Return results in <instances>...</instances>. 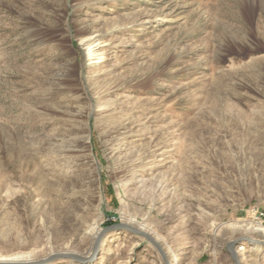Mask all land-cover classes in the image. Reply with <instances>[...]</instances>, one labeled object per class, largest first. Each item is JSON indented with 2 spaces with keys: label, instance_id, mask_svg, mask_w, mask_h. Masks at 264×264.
I'll use <instances>...</instances> for the list:
<instances>
[{
  "label": "rangeland",
  "instance_id": "1",
  "mask_svg": "<svg viewBox=\"0 0 264 264\" xmlns=\"http://www.w3.org/2000/svg\"><path fill=\"white\" fill-rule=\"evenodd\" d=\"M261 213L264 0H0V262L264 264Z\"/></svg>",
  "mask_w": 264,
  "mask_h": 264
},
{
  "label": "water",
  "instance_id": "2",
  "mask_svg": "<svg viewBox=\"0 0 264 264\" xmlns=\"http://www.w3.org/2000/svg\"><path fill=\"white\" fill-rule=\"evenodd\" d=\"M130 230L133 231V232H135L136 234H139V235L147 238L156 247V249L159 251V253L161 254L163 260L165 261V264H170L168 262L167 256H166L164 250L162 249V247L151 236H149L148 234H146V233H144L142 231H136L135 229H130ZM107 231L108 230H105L104 233H106ZM104 233H102L100 235L99 239L97 240V243H96V246H95V250H98V247H99L101 238L104 235ZM240 240H243V239H240ZM237 243H238V241L230 244L228 246V249H229L232 257L234 258L235 264H240V259H239V256H238V252L235 250V246H236ZM258 243L259 244H263L262 242H258ZM66 257H68V256H65V255H55V256H52V257H50V258H48V259H46L44 261H40L38 263H31V262H9L8 261V262H0V264H48L49 262H51V261H53V260H55L57 258H66ZM86 261H88V260H86Z\"/></svg>",
  "mask_w": 264,
  "mask_h": 264
},
{
  "label": "bare ground",
  "instance_id": "3",
  "mask_svg": "<svg viewBox=\"0 0 264 264\" xmlns=\"http://www.w3.org/2000/svg\"><path fill=\"white\" fill-rule=\"evenodd\" d=\"M86 47H85V50H86V54H87V56H88V58H89V60H92V59H94L95 57H96V55H98V52L100 51V49H101V44L97 41V40H94V41H92V42H87L86 43V45H85ZM123 126V125H122ZM123 128V127H122ZM115 129V128H114ZM116 129H118V127L116 128ZM115 129V130H116ZM113 130V129H112ZM119 130V129H118ZM118 130H116V131H118ZM110 131V130H109ZM115 131V132H116ZM111 132V131H110ZM113 132H114V130H113ZM114 132V133H115ZM114 133H112V134H114ZM116 134V133H115ZM111 135V134H110ZM110 137V136H109ZM114 138V137H113ZM116 138V137H115ZM112 139V138H111ZM112 141V140H111ZM68 150V149H67ZM246 227H248L247 229H245L246 230V232L247 231H252V232H258V233H261V235H263L264 236V227H261V226H256V225H250V226H246ZM257 248H259L260 249V247L258 246V245H253L252 246V249H257ZM238 252V251H237ZM1 259V258H0ZM1 260H3V258L1 259ZM178 260L176 259L175 260V262H177Z\"/></svg>",
  "mask_w": 264,
  "mask_h": 264
},
{
  "label": "built area",
  "instance_id": "4",
  "mask_svg": "<svg viewBox=\"0 0 264 264\" xmlns=\"http://www.w3.org/2000/svg\"><path fill=\"white\" fill-rule=\"evenodd\" d=\"M259 216H260L261 218H262V217L264 218V213H261Z\"/></svg>",
  "mask_w": 264,
  "mask_h": 264
}]
</instances>
